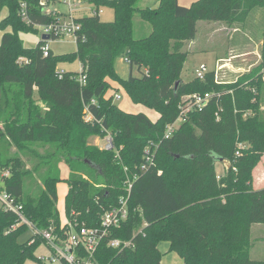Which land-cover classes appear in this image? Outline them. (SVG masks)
Wrapping results in <instances>:
<instances>
[{"label":"trees","instance_id":"16d2710c","mask_svg":"<svg viewBox=\"0 0 264 264\" xmlns=\"http://www.w3.org/2000/svg\"><path fill=\"white\" fill-rule=\"evenodd\" d=\"M43 1L0 0V11H8L0 20V169L8 171L0 189L22 205L25 219L38 231H59L56 187L65 182L66 224L99 227L100 215L125 195L127 168L130 176L139 175L128 200V219L112 229L110 238L131 240L132 246L118 251L103 241L97 264H160L162 242L183 264H264L249 258L251 226L264 224V186H252V171L264 156V20L260 61L251 71L232 83L216 82L213 71L203 80L181 81L187 57L183 44L194 39L197 21L241 23L251 9L264 11V0H197L189 7L159 0L155 8L139 7L141 0H84L93 10L76 19L81 24L76 50L57 56L50 50L47 57L43 40L25 49L19 38L57 19ZM22 3L29 23L20 15ZM100 8L113 11L111 22L101 21ZM134 20L142 30L148 24L149 35L136 38ZM118 58L128 60L127 79L115 70ZM73 61L84 69V85L78 72L57 75L59 64ZM117 88L132 104L154 112L156 120L117 107L116 94L110 93ZM205 93L213 95L210 102L165 139L182 96ZM86 110L92 123L84 120ZM107 133L113 150L90 143ZM11 146L13 154L8 153ZM148 146L154 162L141 172ZM21 154L38 159L33 171L44 168L41 185L33 190L27 184L32 170L25 168ZM216 162L228 163L219 181ZM61 164L69 171L66 179H61ZM27 229L16 214L0 208V264L41 263L35 256L40 238L18 241Z\"/></svg>","mask_w":264,"mask_h":264},{"label":"rangeland","instance_id":"374dc122","mask_svg":"<svg viewBox=\"0 0 264 264\" xmlns=\"http://www.w3.org/2000/svg\"><path fill=\"white\" fill-rule=\"evenodd\" d=\"M197 0H192L188 6ZM146 0H141L139 7L145 8ZM56 9L61 12H68V7L65 5H49L47 10ZM3 8L1 11H5ZM91 5H84L78 8L77 16L88 15L92 12ZM0 11V12H1ZM3 14V12H1ZM101 21L111 22L114 18L113 11L109 8H100L98 13ZM264 11L260 7L253 8L249 11L243 22L227 23V22H209L197 21L196 34L192 41H186L183 44V52L187 53L186 60L181 73V81L184 83L190 82L195 78V71L200 65H205L208 72L213 71L215 80L218 83H232L238 80L242 75L251 71L253 67L258 65L260 58L261 36L263 29ZM145 29L140 28L138 20H134V36L142 38L150 33V26L146 23ZM36 32L20 33L19 38L23 47L26 49L34 48L41 39V29L36 27ZM0 30V38H1ZM237 44V46L235 45ZM49 49L54 55H63L72 53L76 50V43L70 37H63L57 40L48 41ZM114 67L118 75L127 79L129 76V65L123 61V58L115 60ZM58 70L79 72L80 63L73 61L71 63H62L57 66ZM134 75H138L136 69L133 70ZM111 94L120 95L119 100H113V103L120 109L129 113H145L151 120H156L157 115L148 111L140 105H134L126 94L120 89H112ZM185 95L183 97L191 96ZM260 113L264 116V86L260 94ZM90 143L95 146L102 145V141L98 137H92ZM16 151L15 146H11L8 150L9 154ZM38 152H42L38 149ZM25 162V168L32 170V178L28 181V189L33 190L34 187L41 185V175L44 173V168L38 171L33 168L38 165V159L28 155H20ZM263 160L257 164L252 171V186L254 189L259 188V185H264V156ZM217 181L218 175L225 172L228 163L220 164L216 162ZM61 179H66L69 175L67 167L63 164L59 166ZM3 177V170L0 169V183ZM57 190V208L61 216V221L65 222L64 217V198L68 191V186L65 182H59ZM33 231L28 227L27 231L19 237V242H25L31 237ZM250 251L249 258L253 261H264V224L252 225L250 229ZM159 250L162 252L160 264H183L181 258L174 252L169 251V244L162 242L159 244ZM50 254L49 249L41 244L35 249L37 258L45 257L40 264H58L50 262L46 257ZM25 264H37L33 260H28Z\"/></svg>","mask_w":264,"mask_h":264},{"label":"built area","instance_id":"2783aa9c","mask_svg":"<svg viewBox=\"0 0 264 264\" xmlns=\"http://www.w3.org/2000/svg\"><path fill=\"white\" fill-rule=\"evenodd\" d=\"M42 3L52 6L62 4L68 7V12H61L55 8L53 10H47L56 14L57 19L49 24L35 26V28L39 27L41 29V36L46 35L48 37L47 40H43L45 44L41 47L43 56L47 57L50 52L48 46L49 40L70 37L75 43H77L79 40V33L81 31V24L76 20L77 17H80L77 16V10L80 6L88 4H86L84 0H45ZM48 7L49 6H47L45 10ZM20 15L26 23H29L27 6L25 3L20 5ZM80 39L84 38L80 37ZM123 61L128 64L127 59L124 58ZM64 72V70H58V77L61 78ZM78 73V80L81 85H84L86 76L81 64L80 71ZM207 73L208 71L206 66L202 64L196 69L195 78L203 80ZM212 96L213 95L210 93H205L194 94L181 98L180 104L178 106L179 115L174 122L166 126L164 138L169 139L172 137V135L178 130L180 124L186 121L187 115L193 112L201 111L210 102ZM120 98V95H114V100H119ZM84 120L88 123H92L94 121L93 116L88 112V110L85 111ZM100 141H102V145L99 146L101 149H114L113 139L109 133H107ZM244 147V145L239 144V148ZM151 149L152 146H148L145 149L143 162L139 167V171L141 172L146 171L149 165L154 162V152ZM235 155L239 156V152L237 151ZM124 172L126 173V180L124 182L125 195L118 199L116 206L105 210L100 215L99 227H75L70 223L66 224L67 221H65L62 222L61 226H59V231L55 232L53 228H49V230L38 231L23 216L22 205L18 204L13 197L1 189L0 208L13 212L17 215L20 224H25L27 228L30 227L32 229V235H36V237L40 238L41 244H44L49 249L50 254L46 258L50 262H57L58 264H97L95 261V256L103 241L106 240L107 247L118 251H123L124 249L132 246L131 240L123 241L116 238H110L112 229L118 228L128 219V200L130 197L133 181L139 175V172L135 171L130 176V174L127 173V168H124ZM3 176H8V171H5ZM65 224L67 225L66 227ZM44 258L45 257L38 259L41 262Z\"/></svg>","mask_w":264,"mask_h":264},{"label":"crops","instance_id":"0c3cea01","mask_svg":"<svg viewBox=\"0 0 264 264\" xmlns=\"http://www.w3.org/2000/svg\"><path fill=\"white\" fill-rule=\"evenodd\" d=\"M192 0H177V2H178V4L180 5V6H182V7H186V6H188V4L191 2ZM146 7H149V8H155V7H157L158 6V3H159V0H146ZM1 12H3V14H1ZM0 12V20H2L5 16H7V14H8V11H7V9L5 10V11H1ZM7 31H10V29L8 28L7 29ZM2 34H3V32H1V37H2ZM41 40V39H40ZM39 40V41H40ZM0 41H1V38H0ZM37 45V44H36ZM236 46H237V44H235ZM259 58H260V55H259ZM262 160H263V158H262ZM5 171H3V173H4ZM264 185L262 184V185H259L258 187L260 188V187H263ZM161 252V251H160ZM162 253V252H161Z\"/></svg>","mask_w":264,"mask_h":264},{"label":"water","instance_id":"95a60500","mask_svg":"<svg viewBox=\"0 0 264 264\" xmlns=\"http://www.w3.org/2000/svg\"><path fill=\"white\" fill-rule=\"evenodd\" d=\"M47 39H48V37L46 35H42L41 36V40H47ZM179 84H180V81H178V82L175 83V90L177 89V87H178ZM221 161L222 160H220V162Z\"/></svg>","mask_w":264,"mask_h":264}]
</instances>
